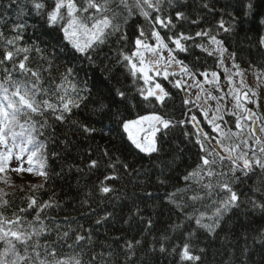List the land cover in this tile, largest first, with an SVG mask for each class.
I'll list each match as a JSON object with an SVG mask.
<instances>
[{
  "label": "trees",
  "instance_id": "1",
  "mask_svg": "<svg viewBox=\"0 0 264 264\" xmlns=\"http://www.w3.org/2000/svg\"><path fill=\"white\" fill-rule=\"evenodd\" d=\"M96 2L103 4L104 0ZM150 2L159 11L149 8L143 0L139 6L137 0H107L106 15L113 19L119 31L108 29L103 43H94L85 55L75 51L63 38L61 25L68 22L66 8L61 9L64 20L54 26L47 23V14L55 7L54 0H0V30L5 36L14 35L13 25L22 23L25 26L21 33L23 40L18 46L36 44L41 48L47 46L50 52L55 49L54 70L42 72L40 87L51 90L54 84H59L60 81L53 78L62 74L66 65L74 68L71 84L78 90L84 89L78 95L86 97L63 122H56L50 112L44 117H34L38 122L43 119L49 122L46 128H40L37 123L38 133H42L37 134V139L46 145V150L37 153L31 172L27 171L29 153L25 152L18 160L19 149L14 150L6 167L16 169L22 164L25 170L0 173V196L7 193L3 198L9 201L5 215L11 216L19 208H26L28 197L35 196L38 203L53 202V209H47L46 214L57 217L60 223L63 224V218L67 216L72 220L71 228L83 225L85 229H93L91 253H103L107 257L111 252L113 260L124 261L121 252L124 242L138 240L135 264H264V210L254 208L251 203L264 204V170L254 168L248 177H241L239 183L233 181V190L240 198L239 205L218 216L217 209L229 195L220 185L231 178L218 174L228 172V161L221 168L216 158L213 168L203 167L201 156L205 153L195 143L202 130L211 137L205 144L208 152L215 151L211 147V126L205 123L196 104L188 101L182 87L176 86V75L167 79L155 77L156 83L169 93L163 103L154 96L145 99V82L131 70L125 59L135 51L137 38L152 42L153 31L160 34L167 49H175L169 38L178 37L181 32L195 36L196 32L209 31L224 42L223 47L230 54L236 53L232 62L237 68H253L264 75V46L259 43L264 37V0ZM35 3H43L44 7L37 9ZM75 3L82 10L87 0H75ZM176 11L184 13L183 20L176 18ZM144 12L148 13L147 17ZM94 14V10L78 13L88 25L94 22L89 19ZM95 15L97 19L101 18L100 14ZM157 16L165 20L171 17L172 25L155 24ZM221 20L230 28L229 32L219 29ZM182 43L188 51L175 50L172 55L195 74L190 76L199 78L200 73L221 70L219 54L210 56L195 47L196 44L209 45L207 37ZM31 56L32 67L48 68L35 53ZM65 87L74 98L71 87L67 84ZM118 92H123L124 96H119ZM101 106L104 115H101ZM145 114L174 122V126L157 132V150L151 153L137 149L123 130L125 121ZM180 120L185 123H175ZM81 125L96 131L86 133ZM65 140L67 145L63 143ZM0 151H3L2 145ZM92 160L97 161L94 168L89 167ZM41 162L45 163L47 179L42 176L36 187L13 184L14 176L33 175L36 168L40 171ZM209 171L217 175L209 176ZM236 175L241 176V173ZM102 186L111 191L101 192ZM34 215L30 209L26 219L31 220ZM101 217L106 219L96 224ZM48 238L51 237H45ZM68 243L71 244V240ZM185 244L189 245L193 256L201 257L199 261L182 258ZM59 253L68 257L81 256L85 264L90 258L88 248L82 252L81 248L65 246Z\"/></svg>",
  "mask_w": 264,
  "mask_h": 264
},
{
  "label": "snow or ice",
  "instance_id": "2",
  "mask_svg": "<svg viewBox=\"0 0 264 264\" xmlns=\"http://www.w3.org/2000/svg\"><path fill=\"white\" fill-rule=\"evenodd\" d=\"M124 2V0H122ZM149 8H159L150 2V0H143ZM55 7L47 14V23L49 26L56 25L59 21L64 20L65 16L61 14V9H67V24L61 25V30L63 32V38L67 40L75 51L79 53H84L87 55L88 50L93 47L94 43H103V38L108 35V29H114L119 31V28L113 23V19L106 15L108 11L107 0L104 3H97L96 0H87V4L81 10L78 8L75 0H54ZM140 0H137V6H139ZM126 6V5H125ZM44 7L43 3H35V8L41 9ZM207 7V5H205ZM249 9L252 5H248ZM89 10H94L95 14H100L101 18L97 19L96 15L89 17L92 21L91 27L84 23L78 13L81 11L83 13H88ZM130 11V9H129ZM145 17L148 16L147 12L143 13ZM175 16L178 20L184 19V13L181 11H176ZM155 24H159L163 27H168L172 25L171 17L166 20L161 19L159 16L155 18ZM196 23V21H193ZM24 24L16 23L13 25L11 31L15 33L12 36H5L4 31L0 30V145L3 146V151H0V173H5L7 170L11 171H24L23 165L21 164L19 168L8 169L6 166L13 157L15 149H19V154L16 156L20 160L25 152H28V169L27 171H32V165L34 158L37 157V153L41 150H46V145L37 139L38 133L37 123H39L40 128L48 127V120L43 119L42 122H38L34 119L36 116L44 117L46 113H51L53 119L56 122H63L67 114L72 112L73 108H79L81 103L86 99L78 95L79 91L84 89H77L74 84H71L70 78L74 75V68L64 66V71L62 74L57 75L53 80H59V84H54L53 89L45 90L40 87L41 85V75L42 72L48 71L51 73L55 67V61L57 59L55 49L49 51L48 47L41 48L36 44L31 47H20L19 42L23 40V35L21 34L24 29ZM219 29L225 33L230 31L229 27H225L223 20L219 22ZM88 35L89 39L86 44L80 42L81 35ZM144 35L143 29L140 30V36ZM152 35L157 41L158 47L167 48V45L163 43V38L156 31L152 32ZM207 37L210 44L215 45L212 51L205 48L202 44H196L195 47L201 48L202 51L207 52L208 55L220 54L223 55L227 51L223 47L224 42L217 39V35L210 34L209 31H199L195 33V36H186L183 32L179 34L178 37H170L169 39L173 44H175V49H168L169 51V64L176 63L180 65L181 71L195 75L191 72L183 61L176 60L172 55L173 51L179 50L180 52H187L188 48L182 41H194L195 38ZM259 43L264 45V37L260 38ZM136 44L138 46H143L144 48H150L149 45L143 44L142 40L137 38ZM154 50V49H152ZM35 53L40 61L48 64L47 69L42 67H32V56ZM139 54V53H137ZM232 59L235 60L236 53L231 54ZM51 57V58H50ZM91 59V57H89ZM125 59L130 60L131 58L125 57ZM234 67H238L234 64ZM135 68V65H133ZM141 72L145 73V78L149 79L147 72L149 69L140 68ZM159 74V73H158ZM201 75L207 76V73H200ZM165 79L168 77L167 71L164 73ZM215 77L216 73H212ZM69 85L74 94V98L69 96L68 89L65 85ZM181 82L176 81V86L180 87ZM51 91V95L49 92ZM63 92V94H61ZM119 96L123 97V92L117 93ZM143 95V91H141ZM39 96H47V99H39ZM148 96H154L157 101L163 103L165 99L169 96V93L159 84H155V90L148 92L145 99ZM55 97V102L53 101ZM247 98V97H245ZM239 106V105H238ZM103 106H101V115H104ZM245 111H249L245 109ZM235 115V113H233ZM205 117L207 113L205 112ZM249 112V117L251 116ZM245 117H237L236 127L241 128L240 120ZM195 117L192 120L195 121ZM214 119H217L214 117ZM219 119L222 120V117ZM149 122V128L144 129L139 128L141 132H151V136L147 134L144 137L145 143H141L132 132L134 126L141 125L142 122ZM175 123L183 124L185 121L180 120ZM209 124H213V121H209ZM156 125L162 126L164 129H168L170 126H174V122L170 120H164L160 116H143L139 120L127 121L123 123V128L128 132L129 137L135 143L136 147L144 152H155L156 133L160 130ZM84 132H94L96 129L90 128L87 125H81ZM53 134L55 133V128L52 129ZM213 131L224 135L221 132L219 124H213ZM264 131V129H261ZM203 137V139L201 138ZM211 139L208 133L200 131L197 136L195 143L199 146L200 151L205 153L201 156L202 166L213 168L217 159L221 168L224 167V162L228 161V172L225 173L221 171L218 175L220 176H230L229 180L224 181L220 187L227 191L228 198L221 202L220 207L217 209V215H222L223 212L227 211L232 207H237L240 202L239 195L233 190V181L239 183L241 177H248L249 172L254 168H259L264 170V147L259 148L260 155H257L255 149H250L251 156L247 152L237 153V149L240 147L239 144L233 147H225L224 151L227 153L226 156L221 155L215 151L208 152L205 147L206 141ZM256 142L261 143V138L255 137ZM19 141V144L17 143ZM65 145L68 141H63ZM216 144H223L220 139L215 141ZM242 143L247 144V141H242ZM29 145L31 148H29ZM53 155H57L53 153ZM97 166V161L92 160L89 164L90 168ZM127 167V165H125ZM39 175L43 176L45 179L48 178V172L44 162L39 164ZM241 173V176H237L236 173ZM209 176L217 175L213 171L207 173ZM192 175V174H190ZM105 179H111L106 177ZM187 179V177H186ZM43 185H40L42 187ZM33 187H36L35 185ZM100 191L103 193H108L111 191L109 187H101ZM2 192V190H0ZM7 193H2L0 196V264H85L81 256H61L59 249L65 246L69 248L77 247L81 248L82 252L85 248L89 249L90 258L86 264H135L134 257L136 255V246L140 244V241H125L122 247V254L124 256V261L119 259L113 260V253L109 252L107 257L103 253H91V248L89 247L92 243V233L93 229H85L83 225H78L76 229L71 228L72 220L71 218L65 216L63 218L64 223H60L58 218L55 216H49L46 214L47 209H53L54 204L51 200L45 201L43 203H38L35 196L28 197V203L26 208H19L16 212L12 213L11 216L5 215V209L9 206V201L4 199ZM196 197H193L195 199ZM253 207H259L264 210V204L257 205L254 201L251 202ZM59 205H56L58 207ZM35 212V215L31 220L26 219V215L29 210ZM105 217H101L95 221L96 224H100L101 220H105ZM197 224L200 220L197 219ZM207 227V226H206ZM63 229V230H62ZM54 234V236H53ZM45 237H51L45 239ZM71 240V244L68 241ZM161 247V251H163ZM182 258L187 260L199 261L200 256H193L190 252L189 245L185 244L182 251Z\"/></svg>",
  "mask_w": 264,
  "mask_h": 264
},
{
  "label": "rangeland",
  "instance_id": "3",
  "mask_svg": "<svg viewBox=\"0 0 264 264\" xmlns=\"http://www.w3.org/2000/svg\"><path fill=\"white\" fill-rule=\"evenodd\" d=\"M89 27H91V24ZM88 39V35L82 34L80 42L86 44ZM142 43L149 45L150 48L146 49L136 44V49L129 56L131 59L128 62L131 70L145 82L146 95L149 91L155 90V84H157L155 77H165V71H167L168 77L176 75V81L179 80L181 82L180 87L185 92L188 101L196 104L207 124H209V121H213V124L220 125L221 132L224 135L214 132L213 124H209L213 134V144L211 147L215 152L226 156L225 147H233L239 144L240 147L237 149V153L247 152L251 156L250 149H255L257 155H260L259 148L264 147V131H261V129H264V75H260L253 68L240 69L234 67L232 56L226 51L222 56L219 54L222 67L221 70L212 72L216 73L215 77L212 76V73H209L207 76L202 75L199 78H195L182 72L180 65L174 62L169 64L168 49L158 47L155 37L152 42L142 41ZM204 47L212 50L215 48V45L209 42V45ZM133 65H135V68H133ZM142 67L149 69L147 72L149 79H146L145 73L139 70ZM245 109L249 111H245ZM205 112L207 113V117L204 115ZM249 112L252 114L250 117ZM153 115L145 114L127 121H135L139 120L140 117ZM214 117L217 119H214ZM220 117H222V120L219 119ZM237 117H245L240 120V129L236 127ZM156 126L160 129L163 128L160 125ZM140 127L148 129L149 122L144 121L141 125L134 126L132 129L133 134L141 140V143H145V135L151 136V132H141L139 131ZM124 132L133 143L128 132L125 130ZM255 137L261 138V143L258 144ZM217 139L221 140L223 147L215 143ZM245 140L247 144L242 143ZM133 144L136 147L135 143ZM38 173L39 171L36 168L33 175L14 176L12 179L13 184L15 186H22V184L30 187L36 186L38 183H41L40 180L42 179V176Z\"/></svg>",
  "mask_w": 264,
  "mask_h": 264
},
{
  "label": "bare ground",
  "instance_id": "4",
  "mask_svg": "<svg viewBox=\"0 0 264 264\" xmlns=\"http://www.w3.org/2000/svg\"><path fill=\"white\" fill-rule=\"evenodd\" d=\"M264 46V45H263ZM205 123L207 124V122L205 121ZM209 125V124H208Z\"/></svg>",
  "mask_w": 264,
  "mask_h": 264
}]
</instances>
